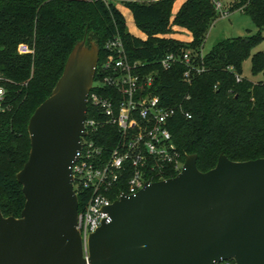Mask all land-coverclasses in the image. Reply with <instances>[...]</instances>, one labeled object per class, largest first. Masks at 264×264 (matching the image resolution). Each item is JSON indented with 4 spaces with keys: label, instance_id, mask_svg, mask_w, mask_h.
<instances>
[{
    "label": "trees",
    "instance_id": "1",
    "mask_svg": "<svg viewBox=\"0 0 264 264\" xmlns=\"http://www.w3.org/2000/svg\"><path fill=\"white\" fill-rule=\"evenodd\" d=\"M174 0L155 3L125 2L141 39L128 28L123 11L109 0H0V86L6 91L7 107L0 112V206L4 217L21 218L26 198L17 175L31 152L28 126L31 117L50 98L65 72L67 62L86 37L100 50L99 67L108 56L106 44L120 36L129 60L147 62L146 74H157L153 94L166 106L184 107L169 122L180 158L196 155L198 169H214L221 156L233 162L264 159V0H236L229 12L242 11L258 27L256 35L221 41L201 58L211 24L217 19L214 0H187L172 20ZM192 40L170 37L176 29ZM26 44L30 54H21ZM191 54L195 66L204 68L183 81L185 64L171 70L158 62L167 54ZM251 60L254 81L243 77L244 63ZM99 79L98 74L95 81ZM104 95L109 90L100 91ZM190 96V100L187 97ZM92 109L89 104V115ZM98 144L113 146L120 139L117 130L107 127L93 135ZM178 172L170 171L166 179ZM79 210L84 197L79 194Z\"/></svg>",
    "mask_w": 264,
    "mask_h": 264
},
{
    "label": "water",
    "instance_id": "2",
    "mask_svg": "<svg viewBox=\"0 0 264 264\" xmlns=\"http://www.w3.org/2000/svg\"><path fill=\"white\" fill-rule=\"evenodd\" d=\"M99 59L85 37L30 119L31 152L17 175L26 204L21 218L0 206V264H264V159L226 156L206 173L189 156L176 177L116 201L84 257L71 167Z\"/></svg>",
    "mask_w": 264,
    "mask_h": 264
},
{
    "label": "built area",
    "instance_id": "3",
    "mask_svg": "<svg viewBox=\"0 0 264 264\" xmlns=\"http://www.w3.org/2000/svg\"><path fill=\"white\" fill-rule=\"evenodd\" d=\"M217 12L222 4L214 0ZM229 14L226 13L227 17ZM108 56L97 67L98 81H94L88 96V112L84 123L86 136L72 163L73 186L84 197L79 210L77 229L82 237L84 257H90L89 241L99 228L112 221L107 211L122 197L136 196L149 185L166 179L170 171L181 173L185 164L180 158L169 122L181 113L191 118L183 106H166L161 97L153 94L157 74H146L149 63L131 61L122 38L118 35L106 44ZM21 54H30L28 45L19 47ZM204 54H201L203 58ZM165 70L185 64L183 81L191 83L194 75L204 68L195 66L190 53L178 56L167 54L158 62ZM237 76V82L243 80ZM101 90H109L108 95ZM190 100V96L187 97ZM6 91L0 86V112L6 110ZM89 104L92 112L89 115ZM112 127L120 139L113 146L98 144L93 135ZM89 264V263H87ZM215 264H236L223 260Z\"/></svg>",
    "mask_w": 264,
    "mask_h": 264
},
{
    "label": "rangeland",
    "instance_id": "4",
    "mask_svg": "<svg viewBox=\"0 0 264 264\" xmlns=\"http://www.w3.org/2000/svg\"><path fill=\"white\" fill-rule=\"evenodd\" d=\"M115 3H118L119 0H113ZM158 1L163 0H141L140 3H155ZM185 0H174L173 10H172V20L176 16L177 12L179 11V8L181 4ZM222 4L221 12H218L217 19L211 24L209 33L207 35L206 41L204 43V47L201 49L202 54L206 55L208 54L215 46H217L221 41L229 39V38H236V37H245L250 35H256L259 32L258 27L254 24V22L246 16L241 11H234L229 12L231 9V6L233 5V1L235 0H216ZM125 4V2H122ZM121 4V3H120ZM122 4V10L125 14L127 25L129 28V31L135 35L136 37H139L141 39H146V35L141 32L135 25V22L132 18V13L130 9L127 7H124ZM226 13L229 14L227 17ZM176 32L170 37L179 39L185 42H189L191 40V35L183 30H180L178 28H175ZM263 37H264V30H263ZM264 51V40L263 43L258 46L254 52H260ZM243 75L244 77L258 81L261 80L262 77H253L251 73V60H248L244 63L243 67Z\"/></svg>",
    "mask_w": 264,
    "mask_h": 264
},
{
    "label": "crops",
    "instance_id": "5",
    "mask_svg": "<svg viewBox=\"0 0 264 264\" xmlns=\"http://www.w3.org/2000/svg\"><path fill=\"white\" fill-rule=\"evenodd\" d=\"M112 4H114L115 6H117L118 8H120L121 10H122V2H129V1H136V2H141V0H119L118 1V3H115L113 0H109ZM157 1V0H156ZM187 0H185L183 3H185ZM236 1V0H235ZM235 1H233V2H235ZM121 3V4H120ZM183 3L181 4V6L183 5ZM123 6H124V4H123ZM180 6V7H181ZM125 7V6H124ZM180 9V8H179ZM123 11V10H122ZM242 12V11H241ZM191 40H192V38H191ZM190 40V41H191Z\"/></svg>",
    "mask_w": 264,
    "mask_h": 264
}]
</instances>
